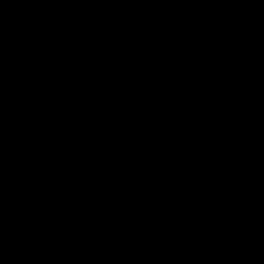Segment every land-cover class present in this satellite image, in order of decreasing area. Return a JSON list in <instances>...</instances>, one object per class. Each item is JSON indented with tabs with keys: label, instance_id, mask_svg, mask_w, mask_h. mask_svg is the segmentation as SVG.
Returning a JSON list of instances; mask_svg holds the SVG:
<instances>
[{
	"label": "crops",
	"instance_id": "1",
	"mask_svg": "<svg viewBox=\"0 0 264 264\" xmlns=\"http://www.w3.org/2000/svg\"><path fill=\"white\" fill-rule=\"evenodd\" d=\"M0 3L17 13L3 23L0 183L27 201L7 215L1 258L16 245L15 264H257L245 248L264 220V0ZM65 53L97 71L81 80ZM117 108L129 118L114 122ZM67 125L81 134H61ZM170 129L188 142L180 155L211 137L217 166L180 162L201 216L138 234L120 169L175 151ZM112 137L161 150L127 151Z\"/></svg>",
	"mask_w": 264,
	"mask_h": 264
},
{
	"label": "trees",
	"instance_id": "2",
	"mask_svg": "<svg viewBox=\"0 0 264 264\" xmlns=\"http://www.w3.org/2000/svg\"><path fill=\"white\" fill-rule=\"evenodd\" d=\"M34 0H16L21 11ZM172 0H149V8H157ZM62 5V4H61ZM51 9V8H50ZM76 35H74V39ZM178 150L188 144L184 137L176 138ZM194 155L216 161L219 151L214 149L211 137L192 142ZM185 164V163H184ZM188 166V164H185ZM122 187L127 193L132 212L141 224L152 228L183 218L188 210L190 195L182 176L177 150L146 158L120 169ZM27 201H22L11 185L0 183V247H5L4 235L8 232L7 215L22 210ZM264 216V203L262 206ZM155 212L160 218L154 217ZM245 250L252 251L257 264H264V220L254 232ZM18 247L13 245L3 255L0 264H15Z\"/></svg>",
	"mask_w": 264,
	"mask_h": 264
},
{
	"label": "snow or ice",
	"instance_id": "3",
	"mask_svg": "<svg viewBox=\"0 0 264 264\" xmlns=\"http://www.w3.org/2000/svg\"><path fill=\"white\" fill-rule=\"evenodd\" d=\"M240 24L239 20H234L231 22V27L233 29L238 28ZM63 64L71 68L72 72L79 77L81 80L89 79L96 71V67L87 60H78L71 53H65L62 56ZM15 111V110H14ZM9 113V106L7 103V91L4 84V35H3V5L0 3V119L7 122ZM16 115L22 118H28V114L20 111L15 112ZM58 131L64 135H77L81 134V129L76 128L71 125L61 126ZM114 143L118 144L121 148L127 151L133 152H154L160 151L158 146L151 145L144 142L124 140L117 137H112ZM178 159L182 160L185 164L193 167H213L217 166V162L200 157L198 155H179ZM248 178L255 181L258 177L254 171H249L247 173Z\"/></svg>",
	"mask_w": 264,
	"mask_h": 264
},
{
	"label": "built area",
	"instance_id": "4",
	"mask_svg": "<svg viewBox=\"0 0 264 264\" xmlns=\"http://www.w3.org/2000/svg\"><path fill=\"white\" fill-rule=\"evenodd\" d=\"M157 67L162 72H164L167 69V61L160 62ZM162 89H164V87ZM119 90H122V89L119 88ZM129 115H130L129 111L127 109L117 108L112 113V119L115 122H123V121H125L126 119L129 118ZM47 125L50 127V124H47ZM168 134H169V137L171 138V140L176 142V138L178 137L177 136V132L175 130H173V129H170ZM15 140H16L17 146L19 148H22L24 146V141H23V139L21 137L16 136ZM178 160L182 163V160H180V159H178ZM212 194H213V192H208V195L211 196ZM188 208H189V210L187 211V214L194 212L197 216H201V213L198 211V207H197V204H196L195 199H194L193 196H190V202H189V207ZM148 229H149L148 226H146L144 224H141L140 227H138V229H137V233L138 234H144V233L148 232ZM54 241L55 242H59L60 239L57 238ZM125 259H127V257Z\"/></svg>",
	"mask_w": 264,
	"mask_h": 264
},
{
	"label": "rangeland",
	"instance_id": "5",
	"mask_svg": "<svg viewBox=\"0 0 264 264\" xmlns=\"http://www.w3.org/2000/svg\"><path fill=\"white\" fill-rule=\"evenodd\" d=\"M17 16V13L16 12H13V11H11L9 8L8 9H6L5 10V13L3 14V19H4V17H5V19L3 20V23H8V22H10L13 18H15ZM3 33H4V31H3ZM4 42H6V40H4ZM158 68V67H157ZM159 69V68H158ZM160 70V69H159ZM118 92L119 93H122L123 92V90H119L118 89ZM127 120V119H126ZM115 122V121H114ZM117 123H119V122H117ZM168 136H169V134H168ZM175 150H177V156L178 155H180L179 154V150H178V148L176 147V149ZM190 152H192V150L190 151ZM154 217H157V218H160L159 217V214L157 213V212H155V216ZM1 254H2V251H1V249H0V259H2L1 258Z\"/></svg>",
	"mask_w": 264,
	"mask_h": 264
}]
</instances>
